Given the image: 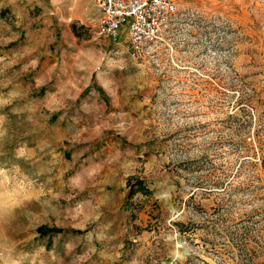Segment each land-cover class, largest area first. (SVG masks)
I'll use <instances>...</instances> for the list:
<instances>
[{"label": "rangeland", "instance_id": "374dc122", "mask_svg": "<svg viewBox=\"0 0 264 264\" xmlns=\"http://www.w3.org/2000/svg\"><path fill=\"white\" fill-rule=\"evenodd\" d=\"M175 1L135 57L93 0H0V264H264V0Z\"/></svg>", "mask_w": 264, "mask_h": 264}, {"label": "built area", "instance_id": "2783aa9c", "mask_svg": "<svg viewBox=\"0 0 264 264\" xmlns=\"http://www.w3.org/2000/svg\"><path fill=\"white\" fill-rule=\"evenodd\" d=\"M96 35L119 40L125 33L129 50L140 57L179 11L175 0H93Z\"/></svg>", "mask_w": 264, "mask_h": 264}, {"label": "clouds", "instance_id": "9594fccd", "mask_svg": "<svg viewBox=\"0 0 264 264\" xmlns=\"http://www.w3.org/2000/svg\"><path fill=\"white\" fill-rule=\"evenodd\" d=\"M10 177L6 170H0V189H4L6 192L12 193V195H5L0 193V214L10 213L20 203V197L29 191L31 185L30 182L24 184L23 188L19 186L7 187Z\"/></svg>", "mask_w": 264, "mask_h": 264}, {"label": "trees", "instance_id": "16d2710c", "mask_svg": "<svg viewBox=\"0 0 264 264\" xmlns=\"http://www.w3.org/2000/svg\"><path fill=\"white\" fill-rule=\"evenodd\" d=\"M133 193V191H130V194ZM56 229V228H55ZM40 231L44 232V233H47L49 232V229H43V228H40L39 229ZM57 230V229H56Z\"/></svg>", "mask_w": 264, "mask_h": 264}]
</instances>
